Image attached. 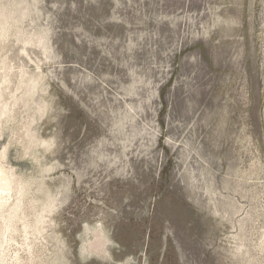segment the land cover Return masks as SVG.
I'll use <instances>...</instances> for the list:
<instances>
[{"label":"rangeland","instance_id":"obj_1","mask_svg":"<svg viewBox=\"0 0 264 264\" xmlns=\"http://www.w3.org/2000/svg\"><path fill=\"white\" fill-rule=\"evenodd\" d=\"M0 94V264H264V0H0Z\"/></svg>","mask_w":264,"mask_h":264},{"label":"bare ground","instance_id":"obj_2","mask_svg":"<svg viewBox=\"0 0 264 264\" xmlns=\"http://www.w3.org/2000/svg\"><path fill=\"white\" fill-rule=\"evenodd\" d=\"M1 97V94H0ZM14 216H11L10 218H13ZM95 247V248H93ZM91 248H93L94 250L99 251L100 253H105L106 249H105V238L102 235L101 232H97L96 233V238H95V242L93 244H91Z\"/></svg>","mask_w":264,"mask_h":264}]
</instances>
